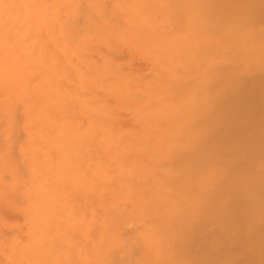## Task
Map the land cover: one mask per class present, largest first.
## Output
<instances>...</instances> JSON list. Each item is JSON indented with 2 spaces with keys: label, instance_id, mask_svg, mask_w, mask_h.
<instances>
[{
  "label": "rangeland",
  "instance_id": "rangeland-1",
  "mask_svg": "<svg viewBox=\"0 0 264 264\" xmlns=\"http://www.w3.org/2000/svg\"><path fill=\"white\" fill-rule=\"evenodd\" d=\"M264 0H0V264H263Z\"/></svg>",
  "mask_w": 264,
  "mask_h": 264
},
{
  "label": "bare ground",
  "instance_id": "bare-ground-1",
  "mask_svg": "<svg viewBox=\"0 0 264 264\" xmlns=\"http://www.w3.org/2000/svg\"><path fill=\"white\" fill-rule=\"evenodd\" d=\"M254 257H256V259H255L256 261L261 260L260 262L264 264V252L262 254L261 253H258Z\"/></svg>",
  "mask_w": 264,
  "mask_h": 264
}]
</instances>
